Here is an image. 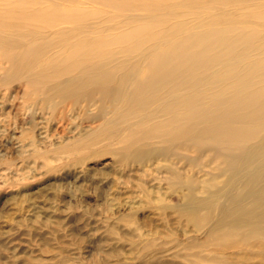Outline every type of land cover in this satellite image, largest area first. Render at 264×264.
<instances>
[{"label":"rangeland","instance_id":"obj_1","mask_svg":"<svg viewBox=\"0 0 264 264\" xmlns=\"http://www.w3.org/2000/svg\"><path fill=\"white\" fill-rule=\"evenodd\" d=\"M44 1L0 0V18L51 14ZM104 8L87 10H112ZM187 9L199 8H178ZM9 56L0 47V264H264L263 235L220 223L228 197L248 191L243 183L259 162L239 161L233 172L223 153L205 148L181 152L194 158L189 166L171 157L170 143L166 157L151 150L156 142L136 143L146 131L127 142L120 130L127 123H111L113 112L101 114L95 102L31 98L25 77L5 72ZM178 170L198 180L192 195L184 177H173Z\"/></svg>","mask_w":264,"mask_h":264},{"label":"bare ground","instance_id":"obj_2","mask_svg":"<svg viewBox=\"0 0 264 264\" xmlns=\"http://www.w3.org/2000/svg\"><path fill=\"white\" fill-rule=\"evenodd\" d=\"M44 3L51 14L22 20L15 12L0 18V47L10 53L5 72H13V79L25 77L31 98L40 96L44 103L61 97L85 107L95 102L101 114L110 109L111 123H127L120 129L126 141L146 131L136 143L156 142L160 147L152 151L166 157L172 150L171 157L189 166L194 158L181 152L201 154L205 148L223 153L228 166H237L233 172L239 161L243 166L259 162L243 183L250 201L242 202L244 190H235L220 223L239 221L223 227L236 231L246 225L264 236V167L257 169L264 165V0ZM91 4L112 10L99 15L87 10ZM172 175L184 177L180 170ZM185 182L189 194L195 193L198 180L188 176Z\"/></svg>","mask_w":264,"mask_h":264}]
</instances>
